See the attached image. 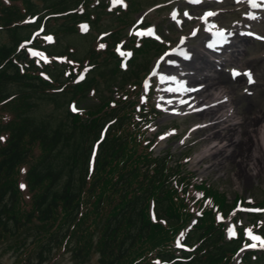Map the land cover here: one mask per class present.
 <instances>
[{
    "label": "trees",
    "instance_id": "16d2710c",
    "mask_svg": "<svg viewBox=\"0 0 264 264\" xmlns=\"http://www.w3.org/2000/svg\"><path fill=\"white\" fill-rule=\"evenodd\" d=\"M35 1L0 0V116H13L8 122L0 118V240L23 232L31 236L28 249L16 248V264H44L70 240L78 260L95 253L99 264H232L246 240L243 228L226 240L224 222L238 201L226 200L214 185L196 182L181 159L169 153L153 156L154 142L146 136L157 114L149 102L138 111L136 96L124 92L113 100L115 91L139 83L147 65L135 59L123 71L107 52L108 67L96 64L76 82L81 68L75 72L55 59L66 57L84 69L82 63L97 54L76 59L67 46H51L53 53L43 49L49 63L36 64L21 47L32 33L42 25L52 30L62 20L57 32L75 35L79 23L90 22L92 3L40 0L38 6ZM137 7L132 2L115 21L125 22ZM104 8L95 10L104 14ZM117 38V33L111 36ZM98 78L104 80L101 90ZM94 96L95 105L80 107ZM72 105L80 112H72ZM28 165L22 189L21 170ZM190 187L203 195L197 218L187 200ZM249 217L250 222L259 219ZM249 227L264 237V226ZM252 257L264 260V255L245 253L242 262Z\"/></svg>",
    "mask_w": 264,
    "mask_h": 264
},
{
    "label": "rangeland",
    "instance_id": "374dc122",
    "mask_svg": "<svg viewBox=\"0 0 264 264\" xmlns=\"http://www.w3.org/2000/svg\"><path fill=\"white\" fill-rule=\"evenodd\" d=\"M133 1L140 2L138 10H142L145 6L149 8L142 17L146 15L147 23L152 24L154 28V30H152L153 38H156L157 42L168 49V52L158 61H154L157 55L154 51H151L149 56H145L147 57L146 59H148L149 66H151V68L153 67V74L151 78L148 79L145 90L147 92V89L149 87L151 88L150 92L147 93L149 95L148 98L153 101L154 106L160 112V115L153 121V126H149L146 136L148 139L149 136H154L156 139L154 150L152 151L153 156L159 158L169 153L174 157L173 159H182L183 163H186L188 169L195 176V181H206L210 185L213 184L225 194L226 200L230 202L241 199L242 204L238 208V211H240L242 215L237 219V225L239 227H246L250 224L248 223L250 220L247 216L248 212H251L249 209L254 205L264 204V201H262L264 198V173L258 174L251 171V174L237 180L235 173L238 172V168H231V165L227 163L217 165L214 160L205 159L203 153L206 149L211 147V145H204L201 143V139L197 137L196 134L198 129L203 126V122L197 119L195 120V118L190 115V111L183 112V108L173 106L170 103L169 97L173 94V89L181 85L179 81L182 79V70L192 68L193 66L191 65L193 63H199V61H195V54L204 57L210 56L205 51V44H203L202 41L206 38L208 40L211 36V32L222 30L225 31L226 34H244L246 31H249L255 36H258V38L260 36L262 41H252L251 37H246L248 41L238 43L237 48L242 50L240 56L237 55L233 57L232 54L234 50L231 52V49H227L228 51L226 54H228V56L224 59L227 61H240L243 63L242 65H245L244 69L249 68L253 73L252 75H244L238 80V86L244 84L243 89L249 86L252 87L250 88L252 90L251 95L246 97V101L238 105V109L240 110L246 106L248 108L252 103L260 105L259 103L264 102V11L260 14V16L263 17L260 21L248 23L246 21L249 13L247 8L249 0H202L201 5L197 7L188 5L187 0H132V2ZM97 2L99 3L101 0H95L92 4L93 6H91L93 8L89 7L87 10L91 13L89 20L92 24L91 32L86 36H80L77 32L74 33L75 35H70L68 33H66V35L62 34L61 32H57V28L62 23V20H59L55 25L56 28L52 29V32L56 33L54 37L56 41L55 46L60 48L64 46L70 47L75 51V57H77V59H82L92 55L91 51L100 46L96 44L99 39L98 37L108 33L109 30L113 29L118 31L120 38H122V43H127V35L138 36L137 33H133V29L130 30L129 28L125 30L126 26H124V30L121 32L123 26L115 21L117 14L115 16L101 14V10H95L97 8L95 6ZM129 2H131V0H110L112 7L122 6L125 8ZM34 3L38 6L43 4L40 0H36ZM5 4L9 5V2L7 1ZM154 7H158V11L154 12ZM207 12H211L214 16L203 21L202 18ZM129 17L130 20L128 21L131 22L133 19L135 21L138 20L141 15L140 13L137 14V12H134ZM242 24H246V26L240 28ZM194 28H198V32L191 35V31ZM87 30V26L81 25V27L79 26L78 32L84 34ZM46 40L49 44L54 42L53 38L49 36ZM103 49L104 48H101V50ZM50 52L53 53V50L51 49ZM177 52H179V54H177ZM185 53H189L191 56L193 55V59H191L190 62H182V59H189V55ZM129 55L128 52L120 54L123 58L122 66ZM238 56L239 58H237ZM103 58L104 55L101 54L99 56L92 55L91 60L92 62L99 63L102 67H108L107 64L111 63L104 62ZM209 60L217 62L213 65V70L226 74L230 79H238L233 77L234 67H231V64L228 63V65L222 67L221 59L211 58ZM58 61L60 62L59 65H62L64 59L61 57ZM111 61H114L113 58ZM142 61L144 60L142 59ZM179 65L182 69H177ZM170 75H174L178 80ZM248 76L250 78H248ZM171 79H175L174 81H177L178 85H174L175 83ZM97 81L99 82L98 86L100 85L101 90L104 80L103 78H98ZM132 84L133 83H130L129 86L126 85L127 88L125 86V90L122 92H125L126 95H134L137 90ZM179 87L181 89L180 92H182V86ZM103 92L107 97L111 94L105 89ZM243 93L244 91H237L236 94L242 95ZM94 97V99L80 104V107L90 106L91 104L95 105L97 99L96 96ZM117 98V95H113V100ZM41 111L47 112L48 108H43ZM240 112L242 113V111ZM258 112L259 109L253 111V116L252 113L251 116L254 117ZM2 116H6L4 119L6 122L13 117L10 114H2L0 118ZM153 118L154 117H150L149 119ZM239 119V116H237L236 121H239ZM259 122L261 124V121ZM27 169H29V165L25 167L23 171L21 170L20 184L22 185V189ZM26 197L28 198V196ZM200 197V192L190 187L187 200L190 211L194 216L199 210L197 202H199L198 200ZM116 203L117 201H115L113 205ZM259 223L260 225H264V214L259 216ZM233 228L234 226L228 223L229 235L226 233L227 239L232 236L231 232ZM246 233L249 239H247L249 245L248 249H252V252H256L259 256L264 255V243L258 240L257 237H253L252 233L248 231ZM24 237H27V240L24 239ZM30 239L31 236L23 232L22 235L13 239L8 238L0 240V264H16L19 256L16 248H19V251L28 249L31 246ZM70 241H68L67 244H63V247H56L51 255L46 258L44 264H99L98 255L95 253H92L87 260H78L75 257L76 250L74 249V245L69 243ZM239 259L240 258H236L233 264H240ZM248 264H264V260H251Z\"/></svg>",
    "mask_w": 264,
    "mask_h": 264
},
{
    "label": "bare ground",
    "instance_id": "6f19581e",
    "mask_svg": "<svg viewBox=\"0 0 264 264\" xmlns=\"http://www.w3.org/2000/svg\"><path fill=\"white\" fill-rule=\"evenodd\" d=\"M253 3L254 1L250 4L251 8ZM254 17L255 15L250 12L249 20ZM245 41L248 40L235 36L227 47L223 45L218 49L213 48L215 42L213 41L207 48L214 58L222 60V67L231 64L242 78L246 74L252 75L251 69H244L245 65L240 61H227L224 58L228 56L227 49H231V52L234 50L233 57L240 56L242 50L237 48L238 43ZM195 61L199 63H193L192 68L182 70L179 86H182L183 91L180 92L179 86L173 89V94L169 97L170 103L183 108V112L190 111L195 120L203 122V126L196 134L201 143L211 145L203 153L205 159H212L217 165L227 163L231 168H238V172L235 173L237 180L251 174V171L264 173V102L259 103L260 105L252 103L248 108L246 106L239 110L238 105L251 95L252 87L243 89L244 84L238 86L240 78L232 80L226 74L213 70V65L217 62L204 56L195 54ZM170 76L177 79L174 75ZM173 82L174 85H178L177 81ZM237 91L244 93L237 95ZM257 109L258 114L252 117L253 111ZM237 116L240 118L239 121H236Z\"/></svg>",
    "mask_w": 264,
    "mask_h": 264
},
{
    "label": "snow or ice",
    "instance_id": "6c2138e0",
    "mask_svg": "<svg viewBox=\"0 0 264 264\" xmlns=\"http://www.w3.org/2000/svg\"><path fill=\"white\" fill-rule=\"evenodd\" d=\"M101 47H103V45H101ZM234 76L236 75V73L233 74ZM74 111L76 110L75 108L73 109Z\"/></svg>",
    "mask_w": 264,
    "mask_h": 264
}]
</instances>
